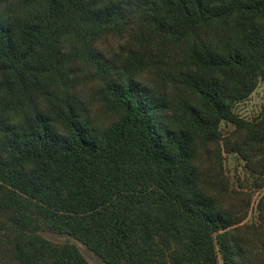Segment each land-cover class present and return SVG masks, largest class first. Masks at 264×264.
Wrapping results in <instances>:
<instances>
[{
    "label": "trees",
    "instance_id": "1",
    "mask_svg": "<svg viewBox=\"0 0 264 264\" xmlns=\"http://www.w3.org/2000/svg\"><path fill=\"white\" fill-rule=\"evenodd\" d=\"M260 79L264 0H0V264H264Z\"/></svg>",
    "mask_w": 264,
    "mask_h": 264
},
{
    "label": "rangeland",
    "instance_id": "2",
    "mask_svg": "<svg viewBox=\"0 0 264 264\" xmlns=\"http://www.w3.org/2000/svg\"><path fill=\"white\" fill-rule=\"evenodd\" d=\"M264 106V81L259 80L255 89L250 95L235 104V113L246 121H253L258 118ZM222 134L229 135L235 126L226 121L220 124ZM222 167L230 182L231 191H244L250 199L248 214L243 223L246 225L258 224L260 221L259 203L264 198V176L255 177L246 167L245 162L236 154L222 151ZM48 239L54 242L70 240L75 243L87 264H104L101 257L88 249L80 241L67 235H58L51 232L43 233Z\"/></svg>",
    "mask_w": 264,
    "mask_h": 264
}]
</instances>
